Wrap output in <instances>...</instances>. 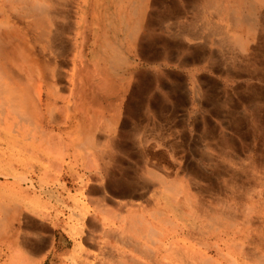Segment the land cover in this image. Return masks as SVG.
I'll return each mask as SVG.
<instances>
[{"label": "bare ground", "instance_id": "6f19581e", "mask_svg": "<svg viewBox=\"0 0 264 264\" xmlns=\"http://www.w3.org/2000/svg\"><path fill=\"white\" fill-rule=\"evenodd\" d=\"M84 1L88 0H82L81 4ZM157 1L118 0L114 14L110 13L109 7L114 1H94L96 15H93L92 24L94 25L93 28L96 27L95 39H98L100 45L93 64L108 85L115 84V82H118L122 87L129 85L133 61L132 53L136 50L138 41L142 39L143 31L152 28V19L154 18L151 10ZM171 1L174 3V0ZM74 4H77V0H0V166L3 167L6 164L11 169L3 174L5 180L13 179V183L2 185L5 191L1 190L0 187V190L7 194V196L0 195V239L11 243L12 249L19 248L20 250L27 247L26 238L28 234L25 231L26 233L23 235L21 227L25 216L24 207H27L28 212L31 211L37 217L47 219L52 217V211L44 204L43 195L47 194L64 204L65 198L57 193L58 189L66 190L63 181H61L62 167L67 168L68 174L75 175L74 177L78 178L80 184L85 181L84 173L80 174L79 171H76V160H67L66 153L70 146L65 149L62 148L63 146L61 147L63 135L72 137L71 143L79 152H86L88 147L94 156L96 167H101L98 170L101 173L105 171L108 174L107 167L113 161V156L108 151L114 147L112 145L114 138H111V135L113 128L120 122V115L106 118L105 122L102 123L104 131H101V128L97 126L99 113L96 112H88V119L81 112L77 114V118L76 114L70 113L65 122L68 128L59 134L45 130L49 125L56 124L59 126L61 123V119L57 117L59 109L57 101L60 99L61 90L69 91V97L63 106L68 110L75 100V93H80L81 89L79 90L78 87L82 86L83 79H79L78 76L81 56L80 52L75 51V49H78L77 47L80 45L82 28L86 25V19L83 17L84 13L80 18L77 11L75 12L77 16L74 15ZM182 8L186 14L192 15V18L189 20L181 19V14L184 15V12L178 13L173 6H166L169 17L157 18L159 26L163 25L169 29L174 27L173 32L169 34L170 36H164L163 39L158 37L160 40L157 38L161 45V50L158 53V56L161 55V57L158 58V62L180 69L196 68L200 71L214 72L226 80L235 77L234 75H240V78L244 77L251 79V81L258 78L264 79V62L258 61L260 58L257 59L255 55L256 43L264 38V19L262 16L264 15V0H234L232 3L226 0H183ZM174 15L175 17H173ZM217 19H221V21H217ZM222 21L225 22L224 25H222ZM101 23L104 24L103 28ZM103 29L107 33H103ZM109 32L121 33L122 40L114 41ZM214 41L218 42L213 44L217 47L218 55L210 54L208 51V48L212 49L209 45ZM219 55H223L229 60V65L233 67L230 68V71L224 70L221 64H216ZM235 65L238 69L234 68ZM182 78L176 79L174 84L170 83L172 88H175L174 96L178 99L188 95L186 94V82ZM77 79L79 80L78 86L75 84ZM190 79L191 96H194L199 102L203 99L209 102L211 100L214 107H222V103L225 101H221L220 96L223 93L215 81L205 84L194 76H191ZM180 88H183V92ZM210 89L215 94L210 95ZM218 90L220 94H216ZM256 91L250 92H256L255 95L244 96L243 101L250 104L247 106L251 108L258 106L260 102L263 103L261 106L264 107L262 96L264 91L260 89ZM184 101L187 100L184 99ZM170 105H173L172 102ZM73 128L75 131H71ZM141 136L147 135L143 131ZM162 138L159 140L162 141ZM161 141L158 143L160 144ZM148 142L150 141L148 140ZM53 143L60 146L54 147ZM169 147L173 149L172 145ZM58 148L60 153L51 155L53 149ZM63 151L64 154H62ZM36 152L40 155H46L49 159L46 166L42 164L43 167H40L45 170L44 172H48V168L60 169L58 175L55 174L57 176L53 181L47 182L42 179L46 173L35 180L29 174L30 172L27 174L15 172L14 168L19 166L23 170H32L34 166L30 163L31 161L29 162V158L38 157L35 155ZM69 157L71 156L69 155ZM148 157L141 160L144 161L143 166L146 170L144 178L147 183H143L142 176L139 180L141 183L134 180L132 183L134 191L128 195L131 201L123 205L119 203V206L124 208H128L127 205L140 207L137 203L134 205L133 200H140L141 203L149 204L151 197L154 203L159 204V206L163 203V210L152 211L148 215L150 220L157 221L161 226L163 224L168 225L171 220L164 209L171 207L174 209L171 215L179 217L178 221L181 219L180 229L177 228L179 234L170 237V235L165 234L163 229L156 230L151 223H148L149 218L143 214L129 218L130 215H117L118 218L124 219L125 223L128 224L126 231L134 234L138 239L152 241L154 245L158 242L159 249H162L160 252L168 253L170 259H173V262L163 259V264H228L224 250L226 251L236 239H240V256L247 258V261L250 259L254 264H264V174L251 177L245 175L247 179L260 185L261 190L245 188L244 191H240L239 198L242 196L241 199L246 200L242 205L239 202L238 210L235 207L236 204H230L227 202L228 200L225 201L219 190L215 200L199 196V190L192 185L195 175L187 174L189 179L186 180L181 174V164L183 163H181V159L176 160L170 157L171 160H162ZM26 159L29 160L26 162ZM40 159L42 160V158ZM240 161L243 162L241 159ZM81 167L84 171L86 170L84 163ZM38 170H32V174L33 171L37 172ZM138 176L140 175H135L136 178ZM106 177L108 176L106 175ZM101 185L103 186V184ZM46 188L48 189L46 190ZM152 193L154 196L150 195ZM103 196L105 197V195ZM111 200L113 201V199ZM105 201L110 202L107 199ZM185 215L189 219H185ZM196 220L205 224L203 226L205 230L199 227L200 231H205L209 236L208 241L204 244L192 237L193 231L197 227ZM230 233L236 235L230 237L228 236ZM123 235H120L121 238L124 237L122 243L133 246L134 249L136 248L135 251L142 252L147 257L153 255V251L147 245L139 242V240H129L125 234ZM191 240L196 244L189 243ZM37 241L38 239H36ZM38 243H36L37 247L40 245ZM41 243H43L42 240ZM250 244L258 247L250 246ZM231 246L234 247L233 244ZM34 247L33 250H36L37 247ZM203 248L207 251H205L206 253L203 252ZM228 249L230 252L231 247ZM211 251L215 255H211ZM29 255L31 254L29 253ZM239 263L246 264L243 260Z\"/></svg>", "mask_w": 264, "mask_h": 264}, {"label": "rangeland", "instance_id": "374dc122", "mask_svg": "<svg viewBox=\"0 0 264 264\" xmlns=\"http://www.w3.org/2000/svg\"><path fill=\"white\" fill-rule=\"evenodd\" d=\"M94 1L95 0H88V1H84V3L81 4L82 0H77L78 6H77V4H74V15L77 16L75 14V12L77 11L78 17L80 18V16H82V13H84L83 17H85V19H86V25H84V27L82 28V36L80 38L81 41L79 40L80 45L77 47L78 49L80 47L81 48H80V50L75 49V51L80 52V56H81L80 61H79V67H78L79 79L80 78L83 79L82 86L80 85L78 87L79 90L81 89L80 93H78V92L75 93V98H74L75 100H73V103H71V108H68V110H69L68 111L63 106L65 105V100L69 97V91L66 89L61 90L60 99L57 101V106L59 107V109L57 111V114H58L57 117H59L61 119V123H59V126H56V124L49 125L45 128V130L47 129L46 130L47 132H53L55 134H59L61 131L68 128V127H66L65 122L67 121L66 118L70 115V113L76 114L75 116L77 118V114L79 112H81L82 114H85V117L88 119L89 118L88 112H96V113H99V115H98L99 123H97L98 124L97 126H99L101 128V131H104L103 130L104 125L102 123L105 122L104 120H106V118H110L111 116H116V117H118L119 115L121 116V112H119L118 107H116L117 110H115V107H114L115 98L117 97V101H116L117 103L121 102L122 99H121V95H119L120 92H126L130 88L132 90H134V89H137L138 87H145L142 84L146 80V77L143 74V72L146 70V68H150V70L155 72V76L156 75L157 76L155 78H153V80L151 82H148L146 88L149 89V86H152L154 82L158 81V79H159V81L157 82V84L155 86L164 88L163 104L165 103L164 105L166 108H165V115L163 117V123H169L170 124L171 121H173V120L175 121L174 116H169V115L166 116V114L168 113L167 111L174 112L175 110H178V109H180L181 111L183 110V112L186 114L185 117L188 116L186 120H188V123L190 125L192 124L191 126L198 124V126H201V127L204 126V128H205V133H199L197 135V137L195 138L196 141L198 139L204 140L206 138L207 139L211 138V139H216L217 141L215 140V142L219 143L217 145V147H215L213 145V147L215 148L214 150L210 148L211 153L208 154L207 152H205L204 155L207 156L206 158H196L194 160H191V159H188V160L184 159L183 160V159H181L182 160L181 163L183 162L181 164V168H182L181 174L184 176V179L186 178V180H188L189 178L187 176L189 174L195 175V179H194V182L192 185L196 189L199 190V193H200V195L198 194L199 196L204 197L205 199L215 200V197L217 196V193L219 190L221 192L222 196L224 197L225 201L228 200L227 201L228 203L236 204L235 207H237V209L239 210V205L244 204V200H246V199H241L242 196L239 198L240 191L241 192L244 191L245 188H251L253 190L256 188L255 190H259V191L261 190L260 185H257L256 182L253 180L247 179L245 175L251 177L253 175L260 176V175L264 174L263 173V171H264V107L261 106V105H263V103L260 102V103H258V106L256 105V106L251 108V107L247 106L250 104L243 101V99H244V96H247L250 94L255 95V93L257 92L256 90L260 89V90L264 91V79L258 78L257 80L252 79V81H251V79L249 80V79L244 78V77L240 78V75H234L235 77H232L231 79L226 80L223 77H221L220 75L212 72L216 76L220 77V78L216 77V79H215L214 78L215 76L212 77L213 75H210L211 72L206 71V70L200 71V70H197L196 68L180 69L178 67L164 65L158 61L157 62L154 61L153 63L144 62L142 60L143 57H141L140 54L143 52L141 50L144 49L145 45L152 42V41L154 43L157 42L158 48H155L154 50L157 53H159V51L161 50L160 49L161 45H160L159 40L163 39L164 36H166V37L170 36L169 34L172 33L174 30V27H173V29H169L168 27L163 26V25L159 26V24L157 22L158 17L159 18L169 17L167 14L166 6H169V7L173 6V8L177 9L178 13L183 11V8H182L183 0H179V1L174 0V3L171 0H158L151 10V13H152L153 18H154V19H152V21H153L152 26H151L152 28L143 31L144 34L142 36V39H140L138 41V43L136 45V50L134 51V53H132L133 61H132V69L130 70L131 79H130L129 85L126 87H122L119 85L118 82H115V84H112V85H110V84L108 85L106 83V81L103 79V77L101 76V74L96 70V68L93 64L94 57L96 56V54L99 50V45H100V42H98V39L97 38L95 39V28L96 27L93 28L94 25L92 24L93 15L94 14L96 15L95 10H94V5H93ZM107 1L108 2H110V1L115 2V3L114 2L112 3L113 6L109 5L110 11H111L110 13L114 14L116 12V9H117L116 4H117L118 0H107ZM226 1L227 2L230 1L232 3L234 0H226ZM169 2H171V3H169ZM262 16L264 19V15H262ZM173 17H175V15ZM180 18L181 19L184 18V20H189V18H192V15L186 14L184 12V15L182 13ZM117 21H118V19H117ZM217 21H221V19L220 20L217 19ZM224 24H225V22L222 21V25H224ZM103 25L104 24L101 23L102 28H103ZM104 32H106V31L103 29V33ZM110 34L112 35V36L111 35L110 36H111V38H113L114 41L116 40V42H118V41L122 40L121 39V33L118 34V32H116V33H110ZM145 35H146V37H145ZM155 37H156V39H154ZM216 43H218V42L214 41L213 43H210L209 47L212 48V49L208 48V51L210 52V54H217V47H216V45L215 46L213 45ZM255 50H256L255 51L256 58L262 59V60L259 59L258 61L264 62V38H262L258 43H256ZM220 56L221 55L218 56V61L216 64H219V65L221 64V66H222V68H224V70L230 71V68L232 67V65H229L230 64L229 60H227L226 57H224L223 55L221 57ZM159 63L162 65H160ZM235 66L236 67H234V68L238 69L237 65H235ZM170 69H171V71H169ZM203 73H207V78L205 77V74L203 75ZM236 73H238V72H236ZM233 74H235V73H233ZM191 76H194L195 78H199L200 82L201 83L204 82L205 84H210L211 81L212 82L215 81V83L219 85V88H221L220 90L223 93V95L220 96L221 101H225L224 103H222V107H214L212 105L211 100L209 102V101H205L203 99V101L199 102L196 100V98L194 96H191V94H190L191 90H192V87L190 85V80H191L190 77ZM178 78H182L186 82V94H188V95L182 96L181 97L182 99H178V98H176V96H174L175 88L174 89L172 88V84H174V82L176 83L175 80ZM178 80H180V79H178ZM243 81H244V83H243ZM170 83H172V84H170ZM75 84H77V86H78V84H79L78 79L76 80ZM249 84L251 87L249 86ZM111 87H114V88H111ZM180 90L183 92V88H180ZM253 91H256V92L250 93ZM108 92L118 93V94H117V96H115V95L109 94ZM133 93L134 92H132V94ZM262 96L264 98V94ZM175 99H177V100H175ZM184 99H186L187 101L185 102ZM170 101L172 102L173 105H170V103H171ZM261 101H262V98H261ZM159 103H161V102L159 101ZM112 104H114V105H112ZM109 105H111V106H109ZM93 107H95V108L97 107V108L94 109ZM98 107H100V108H98ZM111 107H114V109L111 110ZM210 108H212V109H210ZM195 109H196V114L198 116L195 117L193 120V119H190L189 117L194 114ZM213 109H214V113L216 115V117H213V118H215L216 120L211 121L210 116L202 117V115H200L202 113L203 114L206 113V111H208V110L210 112H213ZM102 110H104V111H102ZM244 111H246V112H244ZM120 121H121V117H120ZM116 127L113 128V132L115 131ZM200 130H201V128H200ZM56 131H57V133H56ZM71 131H75V128H73ZM258 131H260V133H258ZM113 132H112V134H113ZM140 132L142 133L143 131H140ZM144 132H145V130H144ZM158 133H159V131H158ZM102 134H103V132H102ZM145 134L148 136V134L146 132H145ZM138 135H139V132L137 133V135H135V138ZM147 136H145V137H147ZM162 136H163V144H165L166 146H167V142H174L177 139L176 136L174 137L172 135V132L163 133ZM62 137H63V141H62L61 147L63 146L62 148L65 149V148H67V146H70L68 148L69 151H67V153H66L67 154L66 156L68 158L67 157H65V158H67V160H73V159L76 160L75 161L76 167H77L76 171L77 172L79 171L78 173H80V174L84 173L85 181L80 184L78 178L74 177L75 175L72 176L70 173L68 174L67 168L65 166L62 167V173L63 174H61V178H62L61 181H63L62 183L64 185L67 183L68 187H66V190L59 189L60 193L58 191H57V193L61 194L65 198L64 204L59 203L61 205L60 210H57V208L54 209L53 206H46L47 208L49 207L52 211V217L47 218V219H42V218L37 217L36 215L31 213V211L28 212L27 207H24L23 213L25 216L23 215L24 218H23L22 223H21L22 233H24L23 235H25L26 232H27V234H29V233L30 234H36L40 230H44L45 228L43 227L42 224H40V222L42 223L44 221L48 222L53 228L58 229L60 231H65L66 229L70 228V231L72 233H74L75 235L84 234L86 229H87L86 224L89 223L88 218L90 217V214L92 211V209L89 206V202H96V203H102L103 204V203H108L107 201H105L106 199L108 201L113 199L112 196H110V195L108 196V194L104 191L103 188H100L98 191H95V189H93V186H91L92 180L95 181L98 184V186H102L101 184H104L103 178L108 179V178H110L109 177L110 175L106 174L105 171L103 173L98 171L100 166L98 168L96 167L94 156L92 155V152L88 149V147H87L86 152H79L78 149L74 148V144L71 143L72 137H67L65 135H63ZM111 138H114V137H111ZM140 138L141 137H139L138 139H140ZM165 139H166V142H165ZM113 140L114 139H112V143H113L112 145L114 146L115 140H114V142H113ZM155 141L158 142L157 140H155ZM212 142H213V140H212ZM70 144H72L73 146ZM53 145H55V143H53ZM170 145H172V144H170ZM57 146H60V145L57 144ZM57 146L55 145L54 147H57ZM222 149H225V150H222ZM37 153L38 152H36L35 155H37L38 157H32L33 159L29 158L30 160L28 159L29 162L31 161L30 163H32L34 166L32 170H38L39 169L37 172L33 171V174H32L31 169H28V171H27V169L23 170V168L21 166L14 168L15 172H17V171L19 173L22 172L20 174H27L30 172L29 174L31 176H33V178L35 180H38V178L42 177V175L44 173H46V175H44V178H42V179H44L47 182L53 181V179H55L56 176L58 175V172L60 169L57 170V168H53V169L48 168V172H44L45 170H43V168H40V167H43L42 164H44L46 166V164L49 163V159L46 155H44V154L40 155L39 153L38 154ZM57 153H60L59 148L56 150L53 149V152L51 155L54 156ZM62 154H64V151ZM69 155L71 157H69ZM248 155H249V157H246ZM44 156L47 158H45ZM37 158H38V161H36L37 162L36 163L35 160ZM40 158H42V160ZM142 159H144V158L139 159V157H137L136 158L137 161L135 160V163H139V161H140L142 163V166L138 169L140 172L138 175H140V176H138L137 178L136 177H134V178L136 181H139L140 177L142 176L141 180H144L143 183H147L146 179L144 178L146 176L145 175L146 170L143 166L144 161H141ZM240 159L243 160V162L240 161ZM28 160L26 159V162ZM67 160H66V162H67ZM251 160H253L252 161L253 164L251 163ZM83 163L85 164V168H86L85 171L81 167ZM91 164H93L96 168V169H94V171H95L94 177L92 176L94 171L91 172V167H92ZM249 165L250 166L252 165V166L250 167ZM9 170H11V169L8 166H6V164L3 167L0 166V173H1L0 175H2V176H0V187H1V190H4V191H5V189H3L2 185L6 184V183H13L12 178H9V180H10L9 181V180H5L6 178L3 177V174L6 173L5 171L8 172ZM24 171H25V173H23ZM53 172H55V173H53ZM100 173H101V175H100ZM55 174H57V175H55ZM106 175L108 177H106ZM86 180H88V181H86ZM138 183H141V182L139 181ZM87 184H88V186H87ZM233 184H234V186H233ZM47 189L48 188H46V190ZM240 189H242V190H240ZM133 191L134 190L132 189V191L126 193V195L127 196L130 195V193H132ZM208 191H209V193H208ZM2 194L7 196V194L5 192L3 193L1 191L0 195H2ZM80 195L81 196L86 195V196L81 197ZM103 195H105L106 199H104L105 197ZM150 195L154 196L153 193ZM47 197H49V198H47ZM51 198H53V197H50L47 194L42 196V200H43L44 204H46V205H47V202ZM125 199L128 201H131L130 196H128L127 198L125 197ZM257 199H255V200H257ZM68 201L73 203V204L69 205ZM139 201L140 200H135L133 202H134V205L137 203L140 205V207L139 206H132L131 207L130 205H127L128 208H124L123 206L122 207L119 206L120 210L118 212L109 213V216L111 217V219L116 220V222L119 223L120 227H114V226L111 227V224H109L110 221H107V223H104L105 226H103V229L105 230L106 233H110V234L113 233L112 235L115 236L120 241H122V238H124V237H122V238L120 237V235L124 236L123 234H125V236L129 240L130 239L131 240H133V239L139 240V242L144 243L145 245H147L149 247L150 250L153 251L152 254L154 256L151 255V256L147 257L146 255L142 254V252L139 253L141 256L140 255L132 256V255H124V254L118 255L116 253H112L109 250V248L104 247V248L100 249V257H99V263L98 264H163V259L165 261L173 262V259H170L168 253L166 254L164 251L162 253L160 252V250H162V249H159L158 242H156L154 245L152 243V241H146L143 239H138L137 237L134 236V234L126 231V228H128V224L125 223L126 221L124 219L118 218L117 215H126V216L130 215V216H128V218H129L131 216L132 217L140 216L142 214L147 216V218H149L148 215L151 214L152 211L163 210V203H161L159 206V204L154 203V201L151 199V197L149 198V204L141 203L142 201H140V202ZM110 202H115V201L111 200ZM239 202H240V204H239ZM27 204H30V203H27ZM156 204L158 205L157 207H156ZM172 209L173 208H171V207L164 209L165 213L170 216L168 218L171 221H170V223H168V225L163 224L161 226V224L159 225V223L157 221L150 220V218L147 220L148 223L149 224L151 223V225H153L156 230L159 231V230L163 229L165 234L170 235V237L177 236L179 234L177 232V228L180 229V225H181V221H180L181 219L178 221L179 217H176V216L174 217L173 215H171V214H173V211H174V209L173 210ZM123 211H125V212H123ZM123 213H125V214H123ZM184 217H185V219H189L187 217V215H185ZM197 221L198 220L195 221V224H197V227L193 231L192 237H193V239L195 238L198 242L201 241V242H203L202 244H204L205 242L208 241L209 236L205 231L199 230V227L205 230V228L203 227L205 224H203L201 222L199 223ZM71 222H72V224H71ZM75 235H73L72 237H74ZM234 235H236V234H234ZM234 235L232 233H230L228 236L232 237ZM84 236H85V234H84ZM192 240L189 241V243H193L195 245L196 243L193 242ZM0 241L3 244V248L1 250L2 253H1L0 264H14V262H12L13 256L12 255L8 256L7 254H13V253L17 252V251H19V248L18 249L17 248L12 249L11 243H8L6 240H2V239H0ZM183 241H185V240L183 239ZM111 242L115 243V241H112V240H111ZM232 244L234 245V247L231 246ZM232 244L229 246V247H231L230 252L228 249L229 247L226 249V251L224 250V252L226 253V259L228 261V264H235V263L238 264V262H240L241 260H243L244 263H246V264L247 263L248 264H254L252 261H250V259L247 261V258L245 259V257L240 256V239H236L234 241V243L232 242ZM250 246L254 247L255 245L250 244ZM150 247H152V248H150ZM255 247L257 248L258 246H255ZM72 248H73L74 252L68 258L71 264H76V262H78V264H80V262H81V264H96L94 257H87L85 254H84L85 256L84 255L82 256V254H76L75 253V251H77L79 249H83V251L85 253H86V251H88V250H85L84 247H82L81 241L77 240L76 238H73L72 239ZM205 251L206 250L203 248L204 253L207 252V251L206 252ZM210 254L215 255L213 251H211ZM226 259H225V261H226ZM115 261H117V262H115Z\"/></svg>", "mask_w": 264, "mask_h": 264}, {"label": "crops", "instance_id": "0c3cea01", "mask_svg": "<svg viewBox=\"0 0 264 264\" xmlns=\"http://www.w3.org/2000/svg\"><path fill=\"white\" fill-rule=\"evenodd\" d=\"M155 48H158L157 42L154 43L152 41L145 45L143 52L140 54V56L143 57L142 60L144 62L153 63L161 57V55L158 56V53L154 50ZM143 74L146 77V80L142 83L145 87H138L134 90L130 88L126 92H120L119 95H121V102L117 103L116 97L114 100L115 105L112 104L114 105L115 110H117L116 107H118L119 112H121V121L111 135V137H114L115 144L114 147L110 148L108 151V153L113 156V161L107 167L110 178L103 179V186H98L95 181L91 182V186H93L95 191L103 188L108 195L113 197L115 202L103 204L89 202V206L92 211L90 217L88 218L89 223L86 224L87 229L84 233L85 236L84 234L75 235L70 231V228L66 229L65 231H60L53 228L46 221L40 223L45 229L40 230L36 234L29 233L26 238V248H22L13 254H7L8 256H13L12 262H14V264H71L68 258L74 252L72 248L73 238L81 241L82 247H84L85 250H88L85 253L83 249H79L75 251V253L82 254V256L85 254L87 257H94L96 264L99 263L100 249L104 247L109 248L112 253H116L118 255H140L139 251H135L136 248L134 249L133 246L122 243L115 236L110 233H106L103 229V226H105L104 223H107V221H110L109 224H111V226L120 227L116 220L111 219L109 213L118 212L120 210L119 203L123 205L128 202V200H126L124 197H128L126 193L132 191V183L135 180L133 177L140 173L138 169L142 166L141 162L135 163L136 158H147L149 156L148 158L150 159L159 158L162 160H171V157L172 159L176 160H194L196 158H206L207 156L204 155L205 152L209 154L211 153V149H215L213 145L217 147L219 143L215 142L216 139L206 138L204 140L198 139L196 141L195 138L199 133H205V128L204 126H198V124L191 126L188 123V120L186 121V114L180 109L175 110L174 112L167 111L168 113L166 116H174L175 121H171L170 124L163 123V117L165 115L166 108L163 104L164 88L156 87L155 85L157 82H154L152 86H149V89L146 88L148 82H151L156 76L155 73L150 70V68H146ZM204 74L207 78V73ZM210 75H213L212 77L215 76V79L218 77L213 73H210ZM132 92L134 93L132 94ZM108 93L115 96L118 94L112 92ZM209 94L212 95L215 93L210 89ZM216 94H220V91L218 90ZM159 101L161 103H159ZM114 107H111V110H113ZM93 108L96 109L97 107ZM209 110L206 111V113H202L200 115H202V117L210 116L211 121L216 120L213 118L216 117L214 109L213 112H210ZM197 116L198 115L196 114L195 109L194 114L189 118L194 120V118ZM144 130L147 132V134L149 133L147 137L141 136L140 134V131ZM157 131H161L159 132V136H157ZM137 132H139L138 136H141L140 139H138V136L135 138ZM169 132H172V135L174 137L176 136L177 139L174 142H167L166 146L162 144L163 140L161 141L159 138H162L163 133ZM157 139L158 141H161V145L154 141ZM148 140L150 142H148ZM170 144H172L173 149H171L172 147H169ZM91 166V172H93L96 168L93 164H91ZM94 174L95 171L92 174L93 177L95 176ZM66 187H68L67 183L65 184V188ZM57 191L59 192V189ZM68 203L69 205L73 204L69 201ZM47 206H53V208H57V210L61 209V205L55 198L50 199L47 202ZM73 235L75 236L72 237ZM36 239H38L40 243L38 247L36 245V243H38V241L36 242ZM41 240L43 243H41ZM111 240L115 241V243H112ZM33 245L37 247L36 250H33ZM2 248L3 244L0 241V259ZM30 251L33 252L31 253ZM29 253L31 255H29ZM76 264H78V262H76Z\"/></svg>", "mask_w": 264, "mask_h": 264}]
</instances>
